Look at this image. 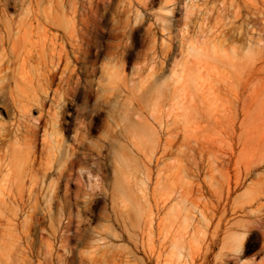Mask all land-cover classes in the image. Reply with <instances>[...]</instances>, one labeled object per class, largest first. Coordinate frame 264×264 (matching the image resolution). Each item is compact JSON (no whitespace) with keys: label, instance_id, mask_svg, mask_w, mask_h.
<instances>
[{"label":"rangeland","instance_id":"1","mask_svg":"<svg viewBox=\"0 0 264 264\" xmlns=\"http://www.w3.org/2000/svg\"><path fill=\"white\" fill-rule=\"evenodd\" d=\"M0 264H264V0H0Z\"/></svg>","mask_w":264,"mask_h":264},{"label":"bare ground","instance_id":"2","mask_svg":"<svg viewBox=\"0 0 264 264\" xmlns=\"http://www.w3.org/2000/svg\"><path fill=\"white\" fill-rule=\"evenodd\" d=\"M60 77V76H59ZM49 82V81H48ZM68 162V161H67Z\"/></svg>","mask_w":264,"mask_h":264}]
</instances>
